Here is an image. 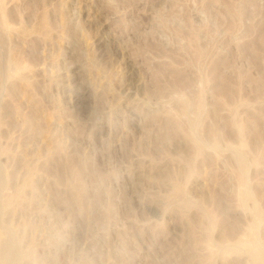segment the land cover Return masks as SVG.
Here are the masks:
<instances>
[{"label":"rangeland","instance_id":"rangeland-1","mask_svg":"<svg viewBox=\"0 0 264 264\" xmlns=\"http://www.w3.org/2000/svg\"><path fill=\"white\" fill-rule=\"evenodd\" d=\"M1 5L0 254L264 264V0Z\"/></svg>","mask_w":264,"mask_h":264},{"label":"bare ground","instance_id":"bare-ground-1","mask_svg":"<svg viewBox=\"0 0 264 264\" xmlns=\"http://www.w3.org/2000/svg\"><path fill=\"white\" fill-rule=\"evenodd\" d=\"M1 4H2V0H0V8L2 7ZM3 20H2V23L1 24L4 26V21ZM241 166H243L242 161H241ZM241 183H242V185L244 184L243 176H241ZM242 194L244 196H247V193L245 192V190L242 192ZM255 255H256V257H257V259L259 261H261L262 263H264V254H263V252H261L259 250H255ZM16 257H17V249H16V246H15L14 240L11 237H9L7 243L5 244V248L3 249V251L0 254V264H15V261L14 260H16L15 259Z\"/></svg>","mask_w":264,"mask_h":264}]
</instances>
